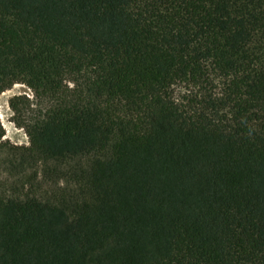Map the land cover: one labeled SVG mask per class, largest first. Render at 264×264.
I'll list each match as a JSON object with an SVG mask.
<instances>
[{"label":"trees","instance_id":"obj_1","mask_svg":"<svg viewBox=\"0 0 264 264\" xmlns=\"http://www.w3.org/2000/svg\"><path fill=\"white\" fill-rule=\"evenodd\" d=\"M15 84L0 264H264V0H0Z\"/></svg>","mask_w":264,"mask_h":264},{"label":"rangeland","instance_id":"obj_2","mask_svg":"<svg viewBox=\"0 0 264 264\" xmlns=\"http://www.w3.org/2000/svg\"><path fill=\"white\" fill-rule=\"evenodd\" d=\"M25 97L33 105L28 106L26 99L18 101V108L20 109V115H15V112L11 109L9 101L13 97ZM35 98L32 91L23 84H15L11 89L0 94V123L4 130V136L2 141L4 143L18 146L27 147L29 145V138L26 130L19 126L17 122L25 123L37 112H34ZM7 180V176L0 174V184ZM48 187V186H47Z\"/></svg>","mask_w":264,"mask_h":264}]
</instances>
